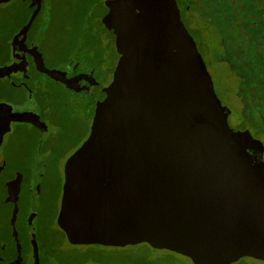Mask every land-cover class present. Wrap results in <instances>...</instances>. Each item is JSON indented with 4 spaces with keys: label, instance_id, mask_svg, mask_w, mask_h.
I'll return each mask as SVG.
<instances>
[{
    "label": "water",
    "instance_id": "1",
    "mask_svg": "<svg viewBox=\"0 0 264 264\" xmlns=\"http://www.w3.org/2000/svg\"><path fill=\"white\" fill-rule=\"evenodd\" d=\"M94 14L112 36L90 134L64 166L67 241L264 262V167L248 154L262 144L230 128L174 0H116ZM14 119L42 126L0 103V146Z\"/></svg>",
    "mask_w": 264,
    "mask_h": 264
},
{
    "label": "rangeland",
    "instance_id": "2",
    "mask_svg": "<svg viewBox=\"0 0 264 264\" xmlns=\"http://www.w3.org/2000/svg\"><path fill=\"white\" fill-rule=\"evenodd\" d=\"M41 1L13 0L7 5H0V74L17 70L20 58L25 56L22 49L27 41L26 32L32 25L30 38L39 40L43 54V66L54 74L60 75L63 70L77 62V59L72 56V52L75 51L74 47L66 40L67 31H69L66 28L75 23H84L86 27L89 26L94 31L95 25L91 17L92 7L98 0H43L44 3ZM112 1L116 0H106L107 3ZM205 63L212 78L215 93L222 102H225V90L232 86V82L230 85L227 81L228 74L218 65H210L208 56H205ZM1 86L3 84L0 83ZM236 120L237 115L228 120L233 130L237 124ZM36 136L39 138L35 132H30L25 128L14 131L12 138L7 142L9 145H6L7 147L0 152L1 157L14 156L12 154L16 153V146L21 147L23 143L33 142ZM46 139L47 137L40 138L41 141ZM37 141L39 142V139ZM85 141L86 139L77 138L69 146L75 149ZM48 152L46 146H40L37 150L39 159H36L37 162L33 165L34 175L37 177L42 173L43 177L42 181L30 185L31 197L29 200L27 197V202L26 199H22L25 194L24 190L20 192V189L15 188L5 192L2 185L4 179H0V246L2 248L6 246V251L12 252L11 229L14 227L22 238L21 242L27 245L29 241L25 225L29 220L38 242L46 244L49 239H56V245L60 247L56 252H62L66 264H104L113 260L121 261L124 257L127 263L147 258L159 264H193L184 256L168 251H156L147 245L122 250L99 245L83 246L68 243L57 225V215L62 196L64 166L70 155L60 156V159L53 162V165H49L52 166L50 169L46 168L44 160L47 156L44 153ZM26 253L29 254L30 249ZM9 259L12 260V258ZM234 264H264V262L243 258Z\"/></svg>",
    "mask_w": 264,
    "mask_h": 264
},
{
    "label": "trees",
    "instance_id": "3",
    "mask_svg": "<svg viewBox=\"0 0 264 264\" xmlns=\"http://www.w3.org/2000/svg\"><path fill=\"white\" fill-rule=\"evenodd\" d=\"M174 2L179 10L180 20L195 41L204 63L205 56H208L210 65L223 68L228 74L227 81L229 84L232 82V86L225 90V102L219 99L227 121L230 117L237 115L234 130L230 128L241 137L260 141L263 147L260 156L263 159L264 0H174ZM30 143H23L21 147L16 146L17 151L12 154L14 156H4L0 161V179H4L2 185L5 192L15 188L20 189V192L24 190L25 194L22 199H26V202L27 197L28 200L31 197L30 185L42 181L43 177L42 173L36 177L33 167L37 162L36 159H39L37 150L40 143L37 139L32 144ZM58 159V156L55 159L45 158L46 168L51 169L49 164ZM263 165L264 159L262 167ZM29 225L28 220L25 225L28 241L30 240L29 234L32 232ZM11 230V248L16 258L10 260L12 252L6 251V246L3 248L0 246V264H16L23 261V249L30 245L21 242L22 238L18 235L16 227ZM142 245L147 244L119 249H133ZM46 246L55 250L56 239H49ZM54 250H48L49 254H46L45 264H59L53 255ZM104 264L159 263L147 258L127 263L124 257L121 261L113 260Z\"/></svg>",
    "mask_w": 264,
    "mask_h": 264
},
{
    "label": "flooded vegetation",
    "instance_id": "4",
    "mask_svg": "<svg viewBox=\"0 0 264 264\" xmlns=\"http://www.w3.org/2000/svg\"><path fill=\"white\" fill-rule=\"evenodd\" d=\"M41 2L44 3L43 0ZM104 2L106 0H98L92 7L94 31L84 23L67 26L66 30L69 31L66 40L74 47L72 56L77 62L63 70L60 75L54 74L42 65L43 54L39 40L30 38L33 25L26 32L27 41L23 48L26 64L21 66L19 63L15 72L0 74L3 77L0 78V83L3 84L0 87V103L10 105L14 111L39 119L42 126L36 127L14 119L10 124V130L3 134L0 152L9 145L7 142L12 138L14 131L20 128L35 132L39 136L35 139H39L40 146H46L49 152L44 154L50 159H55L56 156L60 159V156L67 154L71 156L80 146L74 149L69 144L77 138L82 140L88 138L96 106L104 91V84L101 81L103 61L112 36L106 27L98 23L94 14L97 8L103 9ZM45 27L46 24L44 29ZM42 137L47 139L41 141ZM248 154L254 158L256 165L262 166L260 152L251 149L248 150ZM31 240L30 237L27 243L30 245L23 249L24 260L16 264H45L48 250H54L38 242L36 238V245L33 246ZM59 248L55 246L53 255L59 264H66L62 252H56ZM29 249L28 254L26 251ZM13 255L12 252L11 258H16Z\"/></svg>",
    "mask_w": 264,
    "mask_h": 264
}]
</instances>
